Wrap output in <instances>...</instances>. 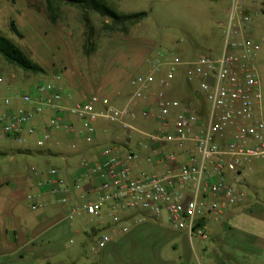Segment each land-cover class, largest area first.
Listing matches in <instances>:
<instances>
[{
	"label": "rangeland",
	"instance_id": "rangeland-1",
	"mask_svg": "<svg viewBox=\"0 0 264 264\" xmlns=\"http://www.w3.org/2000/svg\"><path fill=\"white\" fill-rule=\"evenodd\" d=\"M102 1L119 14L146 12L148 15L136 25H117L108 18L85 13L66 3L56 2L52 11L47 0H0V35L12 41L43 70L25 72L0 55V112L4 110V98H13L14 105L21 106L18 97L34 93L42 82L62 87L65 96H75L76 90L78 99L98 94L124 104L135 89L132 81L149 71L158 54L184 60L215 58L221 54L222 24L232 0ZM262 5L264 3L248 4L242 11L250 16L246 35L261 46L257 64L264 94ZM12 22L23 34L22 39L11 31ZM193 85L194 93H184V89L177 86L174 93H180L181 97L175 99L194 108L203 107V103L208 106L199 85ZM76 122V126H80V122ZM133 125L142 131L157 127L156 123L142 119ZM102 129L107 132L103 138L98 136L100 148L87 154L83 149L88 145L66 130L54 131L44 147L37 145L41 134L28 138L24 144L13 138H0V184L4 183L0 187V244L4 247L0 250V264H115L111 256L118 250L113 244L101 252L93 251L96 234L84 232L92 224L89 217L70 223L64 220L65 210L52 196L38 198L40 204L36 210L32 209L34 200L26 198L37 193V184L46 182L53 168L61 175L77 173L82 162H90L93 156L98 158L103 148L117 147L121 152L139 153L138 143L145 140L140 134L132 133L128 137L119 128L99 122V135ZM74 144L78 152L72 149ZM250 166L240 176L239 186L248 196L240 207L264 208V161L254 160ZM139 171L151 169L142 164L140 170H135ZM241 217L239 227L227 230L232 241L235 237L240 241L250 235L254 219L245 212ZM141 220L138 217L134 226L140 225ZM153 224L145 226L122 246L119 253L123 260L117 264H245L248 260L244 250L229 248L210 237L203 239L195 235L190 239L164 216ZM23 237L33 244L20 245ZM48 252L53 255L49 256Z\"/></svg>",
	"mask_w": 264,
	"mask_h": 264
},
{
	"label": "built area",
	"instance_id": "built-area-1",
	"mask_svg": "<svg viewBox=\"0 0 264 264\" xmlns=\"http://www.w3.org/2000/svg\"><path fill=\"white\" fill-rule=\"evenodd\" d=\"M255 3L264 0H232L222 24L220 56L184 60L158 54L149 71L132 81L135 89L124 106L98 94L67 104L62 87L45 82L34 93L18 97L21 106L15 107L13 98L2 100L0 138L19 143L41 134L37 145L44 147L54 131L66 130L92 146L97 143L99 122L119 128L128 137L132 133L144 137L138 143L139 153L109 147L101 150L97 160L82 162L73 179L76 189H84L80 200L67 196L68 183L56 168L46 182L37 184L59 197L65 221L89 217L104 223L108 218L110 230L94 238L95 253L105 250L115 235L130 232L132 212L165 214L190 239L195 235L205 239L209 220L222 222L230 208L247 201L239 178L252 161H264V94L257 64L261 46L246 35L250 16L242 11ZM181 75L186 84L199 85L208 103L205 115L168 96ZM138 101L145 105L141 111L134 109ZM47 113L46 120L34 125L37 117ZM138 119L152 121L157 127L139 130L133 125ZM170 145L186 159L181 160L180 153L159 151ZM72 149L76 151L78 146L74 144ZM143 151L150 153L142 155ZM141 162L160 166L162 171L134 173ZM27 199L34 200V196ZM38 208V204L32 205L33 210Z\"/></svg>",
	"mask_w": 264,
	"mask_h": 264
},
{
	"label": "crops",
	"instance_id": "crops-1",
	"mask_svg": "<svg viewBox=\"0 0 264 264\" xmlns=\"http://www.w3.org/2000/svg\"><path fill=\"white\" fill-rule=\"evenodd\" d=\"M262 6L264 8V5H262ZM228 10H229V8H227L225 10L226 14H227ZM177 86L184 89L183 90L184 93H188V92L194 93V85L193 84H191V85L186 84L182 78V75H181V76L177 77V79L173 83L172 89L168 92V96H170V98L172 97L173 99H175L176 96L181 95L180 93H179V95H177V93H174V90ZM74 91H75V96L70 95V94L65 96L67 104L74 103L77 101H81V100H84L85 98L88 97V96H83L82 99H78L76 97L77 92H76V90H74ZM179 97H181V96H179ZM112 102L116 106H124V104H126V103L121 104V103L117 102V100L115 101V99L112 100ZM19 105L20 104L16 103L15 107H18ZM142 106H144L143 103L142 104L136 103L134 106V109L138 111V109H140ZM190 107L192 108V110L197 112L199 115H205V113L207 112V109H208V106L204 103H203V107H201V108H198V107L194 108L192 106H190ZM49 116H50V114L47 113L43 117H37L34 121V125H37V126L40 125V123H42V121L46 120ZM69 121L72 122L74 125H76V123H78V122H76V119H74V118H70ZM113 127L117 128L115 126H113ZM97 128H98V126H97ZM106 132H107L106 129H102V132H100L101 135L98 134V136H101L103 138V137H105L104 135ZM114 133L115 132L112 133V138H114ZM113 143H116L115 140H113ZM188 147H190V144H188ZM98 148H100V142L97 140V143L95 145L85 147L83 149V152H85L86 154L91 153V152H95L96 149H98ZM159 151L160 152L163 151L166 153L167 152L180 153L181 160L186 159V156L184 155V153H181L180 151L178 152V150L173 145L161 148V150H159ZM25 152L30 153L29 150H26ZM75 152H78V149ZM143 152L145 153V155L150 153L149 151H143ZM97 156L98 157L100 156V151H99V155H97ZM97 159H98L97 157L93 156L91 161H95ZM142 164H145V163L141 162L136 168H134V173H136L135 172L136 169H137V171L140 170V166H142ZM145 165H147V164H145ZM149 167L151 169V171H149V172H160V171H162V168L160 166H149ZM78 173H79V170L77 173L66 172L64 175L63 174L61 175V173H60L61 177H63L67 181L68 186H69V189L67 191V196L69 198H73L76 200H80V195L84 193V189H82V190L76 189L73 186V182H74L73 179ZM239 180H240V178H239ZM3 184L4 183H1L0 187ZM31 195L34 196V202L39 205L40 201H38V198H40L42 195H50V193L48 192L47 187H41V188L38 187L37 193H34V194L32 193ZM50 196H52V195H50ZM52 197L55 199L56 202L60 203L59 197L58 198L55 196H52ZM35 203H33V204H35ZM60 205L62 206V204H60ZM242 212L250 214L254 219L252 221L253 222L252 227L249 228V230H251L250 235L248 238L240 239V241L237 237H235V239H234L235 241H232L233 239L232 240L229 239V237L227 235V230H233L242 224V222H241V220H242L241 213ZM131 214H132V218H134V220L132 221L130 232L126 235H120V234L115 235L113 242L111 243L114 245V248L116 250H118V253H116V252H115V254L112 253V256H111V259L113 260L112 262L115 264L122 262L123 259L120 256L119 250H121L122 246L125 245V243L132 236L142 232L145 226H153L154 225L153 223H158L162 216H164L166 221H168V217L165 214H162L160 216H155V215H152L149 213H143V212H132ZM138 217H141L142 223H140V225L138 224V225L134 226L135 223L137 222L136 220ZM91 223L92 224H90V228L84 230V232L86 234H89V235H92V234L98 235V234L103 233V232H108L110 230V227H111V224H110L108 218L104 221V223H100L99 221H92ZM168 223H169V221H168ZM0 228H1V226H0ZM4 233H6V235H7V232L4 231ZM209 237L213 240L215 239L217 241H221L222 243H224L229 248L230 247L231 248H239V249L244 250V252H245L244 257L246 259L248 258V260H246L244 262L245 264H264V208H262L258 205H250V206H246V207L235 206V207L230 208L225 215L224 221L214 222L212 220H209L206 223V238H209ZM236 240H238V241H236ZM2 242H4V241H2ZM19 244L22 246L28 247L33 243L30 239L23 237L20 240ZM3 248H4L3 245L0 244V250ZM172 248L175 249L176 246L174 245V246H172ZM48 253H49L48 254L49 256L53 255V254H50L51 252H48Z\"/></svg>",
	"mask_w": 264,
	"mask_h": 264
},
{
	"label": "trees",
	"instance_id": "trees-1",
	"mask_svg": "<svg viewBox=\"0 0 264 264\" xmlns=\"http://www.w3.org/2000/svg\"><path fill=\"white\" fill-rule=\"evenodd\" d=\"M56 2L66 3L69 6L79 8L85 13L93 12L104 18L110 19L114 24L136 25L143 18L147 17L146 12L137 14H119L102 0H47L48 8L54 10ZM86 21L89 20L86 18ZM11 31L18 37L23 38V34L17 29L16 25L11 23ZM0 55L10 64L20 68L25 72L41 73L43 72L36 63L30 60L26 54L17 47L12 41L0 35ZM201 224H199L200 226Z\"/></svg>",
	"mask_w": 264,
	"mask_h": 264
}]
</instances>
